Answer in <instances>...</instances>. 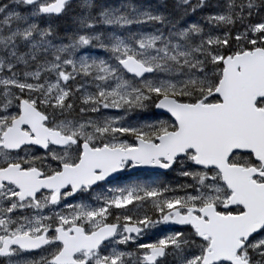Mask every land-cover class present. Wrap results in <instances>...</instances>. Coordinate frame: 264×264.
Returning <instances> with one entry per match:
<instances>
[{
	"label": "snow or ice",
	"instance_id": "snow-or-ice-1",
	"mask_svg": "<svg viewBox=\"0 0 264 264\" xmlns=\"http://www.w3.org/2000/svg\"><path fill=\"white\" fill-rule=\"evenodd\" d=\"M0 264H264V0H0Z\"/></svg>",
	"mask_w": 264,
	"mask_h": 264
}]
</instances>
